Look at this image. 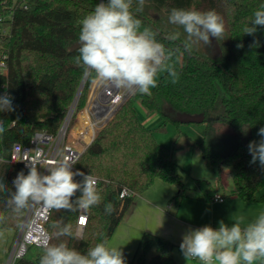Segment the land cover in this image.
<instances>
[{
    "label": "trees",
    "instance_id": "1",
    "mask_svg": "<svg viewBox=\"0 0 264 264\" xmlns=\"http://www.w3.org/2000/svg\"><path fill=\"white\" fill-rule=\"evenodd\" d=\"M99 2L0 0V17L10 15L9 32L0 36V57L5 56L8 66L0 83H5L14 108L0 112L5 129L0 134V157H8L13 143H27L35 130L54 133L62 123L84 78L83 68L74 62L79 55L80 21ZM262 4L264 0H145L143 11L135 14L144 26L158 32V39L166 46L179 47L186 39L183 29L168 21L172 8L215 10L223 18L224 35L219 41L211 38L210 45L193 44L191 53L185 52L182 57L177 83L161 75L158 87L150 95H131L98 131L75 166L99 179L102 202L89 210L82 237L57 240L52 222L62 218L75 231L78 212L51 210L45 225L51 243L64 241L83 254L102 238L108 242L133 197L155 180L176 187L171 200L179 202L183 198L178 164L168 149L155 140L153 130L141 122L134 107L136 102L147 113L162 118L158 130H163L167 122L181 123L176 119L178 114L203 115L204 133L196 145L205 162L212 167H230L232 194L244 202L264 204V168L250 163L248 148L250 142L261 139L257 133L264 127V26H258L255 35L243 33ZM137 6L134 0V12ZM174 31L181 32V37L173 44L165 37ZM91 83L86 77L78 107L85 102ZM247 127L245 133L243 128ZM21 171L27 174L29 170L0 161V182L11 191L12 182ZM81 179L76 177L77 181ZM121 186L133 195L119 199ZM7 199L8 192L0 193V212L6 215L0 229L15 232L25 212L13 213L6 205ZM107 203L114 208L110 215L105 213ZM155 242V254L146 264H171L173 244L163 238H156ZM139 246L138 258L125 257L126 264H145L142 255L148 244L141 241ZM41 254L42 248L33 259L24 257L15 264H39Z\"/></svg>",
    "mask_w": 264,
    "mask_h": 264
},
{
    "label": "clouds",
    "instance_id": "2",
    "mask_svg": "<svg viewBox=\"0 0 264 264\" xmlns=\"http://www.w3.org/2000/svg\"><path fill=\"white\" fill-rule=\"evenodd\" d=\"M133 3L134 0H100L80 21L79 55L74 62L97 86L124 90L130 95H150L158 87L161 75H166L173 84L179 81L182 57L185 52L191 53L193 44L210 45L211 38L219 41L224 35L223 18L215 10L172 8L168 21L182 28L186 39L179 47L166 46L158 39V32L144 26L135 14L143 11L145 0H136L135 12ZM258 26H264V4L254 11L250 26H245L243 33L255 35ZM180 37L181 32L174 31L165 39L174 44ZM11 101L7 93L0 96V112L13 111ZM247 129L243 128L245 133ZM4 131L0 120V134ZM257 135L261 139L248 145L250 163L259 161L264 168V127ZM27 161L28 173L17 174L11 191L6 183L0 182V193L8 192L6 205L13 213L22 215L35 205L49 211L87 212L102 202L97 179L91 173L74 171L76 160L72 157L61 155L59 159L47 160L38 152ZM77 176L82 179L77 181ZM104 207L109 215L114 210L111 203ZM5 220L6 215L0 212V223ZM51 228L57 240L79 235V229L74 232L73 225L62 218L53 221ZM41 246L39 264H126L122 248L109 246L103 238L83 254L64 241L51 243V237L42 239ZM180 250L187 262L199 264L264 261V212L248 222L243 216L237 217L231 226L221 220L215 229L210 225L189 229L183 235Z\"/></svg>",
    "mask_w": 264,
    "mask_h": 264
},
{
    "label": "crops",
    "instance_id": "3",
    "mask_svg": "<svg viewBox=\"0 0 264 264\" xmlns=\"http://www.w3.org/2000/svg\"><path fill=\"white\" fill-rule=\"evenodd\" d=\"M221 168H218V176L213 180L215 184L210 191H184L179 202L171 200L176 192L174 185L168 187L155 180L148 189L133 197L108 241L109 246L122 248L124 257L136 260L140 255L141 241H146L148 248L142 255L146 264L155 254V239L163 238L173 244L171 264H199L198 261L187 262L180 250L183 235L189 229L205 225L215 229L221 220L231 226L237 217L243 216L248 222L264 212L263 203L244 202L232 194V171L226 178ZM214 194L222 195L223 201H212ZM2 254L0 264L5 259V252ZM255 264H264V261H256Z\"/></svg>",
    "mask_w": 264,
    "mask_h": 264
},
{
    "label": "built area",
    "instance_id": "4",
    "mask_svg": "<svg viewBox=\"0 0 264 264\" xmlns=\"http://www.w3.org/2000/svg\"><path fill=\"white\" fill-rule=\"evenodd\" d=\"M9 29L10 15L4 18L0 17V36L6 35ZM7 70L5 56L0 57V77H5ZM80 87L81 85L69 105L62 123L54 133L35 130L27 143H13L8 157H0V161L20 164L23 168L29 170L26 166L29 163L27 160L40 152L47 160L59 159L61 155H67L75 159L77 163L82 153L95 139L98 131L112 119L119 107L130 96L124 90L101 87L92 83L85 102L81 107H78ZM5 93L10 96L5 83L1 82L0 96ZM73 170H77L75 165ZM41 171L44 170L41 169ZM94 177L99 183V179L96 176ZM131 195L133 193L129 189L124 186L119 187V199ZM223 198L220 194H214L211 200L221 202ZM50 212L41 205H35L25 211L22 224L14 238L12 247L9 249L6 264H15L18 260L26 257L29 246L42 248V239L50 237L45 228ZM88 215L89 211H78L75 223V231L79 229L77 237H82ZM82 220L83 223H81Z\"/></svg>",
    "mask_w": 264,
    "mask_h": 264
},
{
    "label": "rangeland",
    "instance_id": "5",
    "mask_svg": "<svg viewBox=\"0 0 264 264\" xmlns=\"http://www.w3.org/2000/svg\"><path fill=\"white\" fill-rule=\"evenodd\" d=\"M85 79L86 77L84 76L83 82H81L82 84H80L81 90L83 88ZM90 87L88 88V92ZM130 97L131 95L127 99H129ZM134 107L141 122L147 128L153 130L155 140L168 149V151L172 154L173 160L178 164L179 174L183 183L184 191H210L215 184L213 180H215L218 176V168L212 167L210 164H207L205 162L198 146L196 145V143L202 139L205 124H176L173 122H167L163 130H158V127L162 122V118L159 115L155 113H147L145 109H143L137 102L135 103ZM250 159L252 160L251 154ZM257 163H259V161L254 164ZM221 171L223 176L227 178L229 176V171H231V168L228 166H222ZM160 183L164 184V182L162 181ZM164 185L168 187L172 186L166 183ZM22 221L23 218L15 232L12 230L0 229V256L2 257L3 251L5 252V259L2 264H6L9 249L12 247V243L22 224ZM40 251L41 248L39 247L29 246L26 258L32 259L34 258L36 253Z\"/></svg>",
    "mask_w": 264,
    "mask_h": 264
},
{
    "label": "water",
    "instance_id": "6",
    "mask_svg": "<svg viewBox=\"0 0 264 264\" xmlns=\"http://www.w3.org/2000/svg\"><path fill=\"white\" fill-rule=\"evenodd\" d=\"M176 119L181 123H202L204 117L201 114L190 115L187 113H181L176 116Z\"/></svg>",
    "mask_w": 264,
    "mask_h": 264
},
{
    "label": "snow or ice",
    "instance_id": "7",
    "mask_svg": "<svg viewBox=\"0 0 264 264\" xmlns=\"http://www.w3.org/2000/svg\"><path fill=\"white\" fill-rule=\"evenodd\" d=\"M84 221L82 220L81 223H83Z\"/></svg>",
    "mask_w": 264,
    "mask_h": 264
}]
</instances>
